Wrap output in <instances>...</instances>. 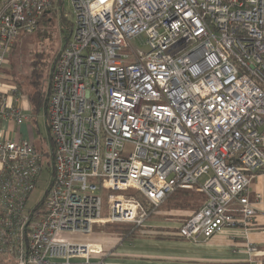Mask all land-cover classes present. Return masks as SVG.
I'll list each match as a JSON object with an SVG mask.
<instances>
[{
	"label": "built area",
	"instance_id": "1",
	"mask_svg": "<svg viewBox=\"0 0 264 264\" xmlns=\"http://www.w3.org/2000/svg\"><path fill=\"white\" fill-rule=\"evenodd\" d=\"M65 1L72 30L44 108L50 149L0 138V264H102L91 261L100 248L62 237L142 226L148 210L130 189L154 208L176 189L202 193L178 227L186 240L249 230L247 190L264 173V0H0V121L33 117L3 68L20 36ZM45 165L48 185L29 206Z\"/></svg>",
	"mask_w": 264,
	"mask_h": 264
},
{
	"label": "crops",
	"instance_id": "2",
	"mask_svg": "<svg viewBox=\"0 0 264 264\" xmlns=\"http://www.w3.org/2000/svg\"><path fill=\"white\" fill-rule=\"evenodd\" d=\"M4 83L7 85L5 88L14 87L11 83ZM21 96V100L27 97L24 93ZM29 103L20 101L22 107L28 108L25 113L31 115ZM36 115L30 116L20 126L10 120H1L0 138H29L38 150L45 152L43 143L31 139L32 133L27 127L28 121L36 124ZM35 131L38 133L36 127ZM258 195H264L263 172L252 178L247 190L248 200L256 209L249 230L240 226L224 228L207 240L192 242L176 236L178 227L192 210L159 208L140 226L139 234L133 240H124L118 235H87L90 241L80 242L100 248L101 254H92L91 261H102V264H264V203L257 198ZM248 243L255 250L249 251Z\"/></svg>",
	"mask_w": 264,
	"mask_h": 264
},
{
	"label": "rangeland",
	"instance_id": "3",
	"mask_svg": "<svg viewBox=\"0 0 264 264\" xmlns=\"http://www.w3.org/2000/svg\"><path fill=\"white\" fill-rule=\"evenodd\" d=\"M58 10H60V7H58ZM61 13L64 15L66 21L69 24L73 22L72 9L69 3L65 1L64 5L62 6L61 12L58 11L57 14L54 15L49 14L47 17V24L42 25L37 32L22 35L15 43L11 54H8L7 62L3 68V81L11 83L14 86H19L23 91L22 93H24L27 97L33 91V86L31 85V81L33 79L32 74L34 73V68L37 67L34 66L35 63L33 61L36 60L37 57L43 58L45 60V63L40 64L39 67L41 69L40 72L42 73V88L45 90V92L47 91L52 64L60 47L62 46V40L66 35V30H62L63 28L60 25ZM141 39H144V37L141 36ZM131 44L132 46L139 49H145V46L141 45L139 40L133 39ZM125 51L128 52V50ZM27 97H23L22 100L24 102H29ZM23 109L24 112L28 110V108L24 106ZM27 127L29 132L32 133L33 138L31 136V139L43 143L44 149L49 150L51 144L49 143V134L44 123V110L41 109L37 113L36 124L28 121ZM35 127L38 133H36ZM44 161H47L46 157L44 158ZM49 179V166L45 165L43 166L42 171L38 177L35 188L29 196V206H33L34 204H36V202L41 200L43 193L48 185ZM188 190H191L196 194H200V192H197L195 189ZM108 193L110 192L107 190L98 192L102 201L101 216H107L108 214ZM127 193L131 194V189L125 192V194ZM117 224L122 223H106L103 225H99L95 227V231L97 233H94L92 235H105L107 237H113L114 235H117V232L113 230L114 226H116ZM90 239L91 238L84 235H68L62 237V240L65 241L77 242H80L82 240L90 241Z\"/></svg>",
	"mask_w": 264,
	"mask_h": 264
},
{
	"label": "trees",
	"instance_id": "4",
	"mask_svg": "<svg viewBox=\"0 0 264 264\" xmlns=\"http://www.w3.org/2000/svg\"><path fill=\"white\" fill-rule=\"evenodd\" d=\"M51 14L54 15L56 13L52 12ZM47 21H48L47 18L41 19L39 28L34 32H37L42 25L47 24ZM60 25L63 28L62 30L64 31L66 30V35L62 40V42H64L72 30V23L69 24L66 21L65 17L62 15V13L60 16ZM14 45L12 46L9 54H11ZM33 62L35 63L34 66H37L38 68L36 67L33 70L34 71V73L32 74L33 79L31 81V85L33 86V91L28 96L29 102L31 104L32 115L37 114L41 109L44 110L45 105H46V92H47V91L45 92V90L42 88V82H41L42 73L40 72L41 69L39 67L40 64L45 63V60L43 58L37 57L36 60H34ZM14 87L17 90L23 92L19 86L15 85ZM127 195L137 198L145 206V208H147L148 217L151 216L159 208H189L192 210V213H193V212H196L198 209H200V207L203 205L204 200H205V196L202 193L196 194L193 191L188 190V189H176L175 191L167 195V197L165 198L162 204L154 208L153 206H149L146 200L144 199V197L135 189H131V194L127 193ZM139 229H140V226H136L133 224H117L116 226H114L113 230L117 232V235L120 236L121 239L133 240L134 238H136V236H138ZM169 236L171 237V235ZM169 236L168 237L165 236V238H169ZM176 236H179V235L177 234Z\"/></svg>",
	"mask_w": 264,
	"mask_h": 264
}]
</instances>
